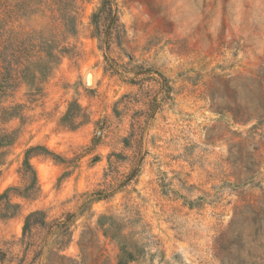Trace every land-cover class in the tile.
Here are the masks:
<instances>
[{"label":"rangeland","instance_id":"rangeland-1","mask_svg":"<svg viewBox=\"0 0 264 264\" xmlns=\"http://www.w3.org/2000/svg\"><path fill=\"white\" fill-rule=\"evenodd\" d=\"M101 1L0 0L1 263L264 264V0Z\"/></svg>","mask_w":264,"mask_h":264},{"label":"trees","instance_id":"trees-1","mask_svg":"<svg viewBox=\"0 0 264 264\" xmlns=\"http://www.w3.org/2000/svg\"><path fill=\"white\" fill-rule=\"evenodd\" d=\"M106 1L107 0H102L101 1V6L100 9H105L106 8ZM94 15H97L94 14ZM6 196V192L2 193L0 195V199ZM0 204V216H8L11 215L12 212L10 211H2L3 206ZM6 205L8 206H17L16 204H12L10 202H7ZM43 216V218H42ZM31 224H45V219H44V212L41 210H36L28 213L25 218H24V224L22 227V234L27 236V233L31 230L30 226ZM59 225L57 226L56 231L54 228L50 225L47 226V233L49 235L56 234L58 238H61V240L64 238L63 235L64 233H68V227L66 226V221L62 223H58ZM46 241V240H45ZM43 242L41 245V248L45 247L44 249L46 250V246L48 245L47 241ZM82 243L79 242L80 249H81V259L80 260H74L70 257H67L64 253H62L64 249V243H61L60 247L57 248V250H51L48 249L47 255H46V264H95L96 260L98 259V256H100V253L95 255L94 258L89 257V261L87 260V256H90V254L85 253V251L82 250ZM43 253V252H42ZM92 256V255H91ZM128 257V255H127ZM129 258V257H128ZM128 259H124L121 255L118 256L117 259V264H124L125 261ZM2 262V258L0 257V264Z\"/></svg>","mask_w":264,"mask_h":264}]
</instances>
